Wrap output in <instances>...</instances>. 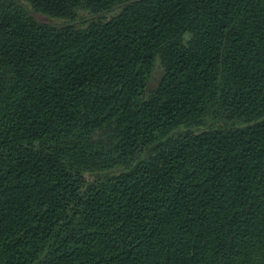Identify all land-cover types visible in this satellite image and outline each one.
Instances as JSON below:
<instances>
[{
  "label": "trees",
  "instance_id": "16d2710c",
  "mask_svg": "<svg viewBox=\"0 0 264 264\" xmlns=\"http://www.w3.org/2000/svg\"><path fill=\"white\" fill-rule=\"evenodd\" d=\"M0 264H264V0H0Z\"/></svg>",
  "mask_w": 264,
  "mask_h": 264
},
{
  "label": "rangeland",
  "instance_id": "374dc122",
  "mask_svg": "<svg viewBox=\"0 0 264 264\" xmlns=\"http://www.w3.org/2000/svg\"><path fill=\"white\" fill-rule=\"evenodd\" d=\"M118 10V8H116L113 11L110 12H104L101 13V15H103L106 18H109L112 16V14H114L116 11ZM35 16L37 19L41 20V21H45L47 23L56 25V26H62V25H66L71 23L69 20L67 19H62V18H53V17H49L40 13H35ZM93 15H91L89 12H81L80 16L78 17V19L74 22V24H77L79 26L84 25L88 20H90L92 18Z\"/></svg>",
  "mask_w": 264,
  "mask_h": 264
}]
</instances>
